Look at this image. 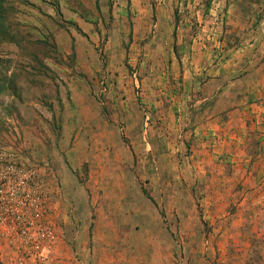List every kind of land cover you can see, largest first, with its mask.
Segmentation results:
<instances>
[{"label":"rangeland","instance_id":"1","mask_svg":"<svg viewBox=\"0 0 264 264\" xmlns=\"http://www.w3.org/2000/svg\"><path fill=\"white\" fill-rule=\"evenodd\" d=\"M0 1V186L44 206L0 264H264V117L237 162L203 128L264 74V0Z\"/></svg>","mask_w":264,"mask_h":264},{"label":"crops","instance_id":"2","mask_svg":"<svg viewBox=\"0 0 264 264\" xmlns=\"http://www.w3.org/2000/svg\"><path fill=\"white\" fill-rule=\"evenodd\" d=\"M256 71H261V69L256 70ZM249 80L251 81V84H249L250 83ZM210 83L213 84L212 88H213V90H215L214 86L217 83V80H216V78H213L207 84H205L204 91L207 90V88L210 86ZM244 83H247L249 85V87H247V89H244V91H245L244 92V98H242L241 102L238 101V94H239L238 91L239 90L232 88L234 86V84L230 85V87L228 89L224 88L222 91L218 92L217 97H216V101L212 105V111L210 113L211 115L208 118V119H210V121H208V125L210 127H208V126L203 127L205 131H207L209 128L216 131V130H219L222 128L223 124H222L221 120L224 121V124L228 127V136L227 137L230 140L229 143L227 144V146L229 148L235 147V150L233 153V161L234 162H237V156L240 154V153H237L238 151L236 150V147H238V144H242V141H239L241 139V136L237 132H241L239 130H242L244 128L243 123H241V122H244V118L247 121L246 124L248 123V121L250 122L249 126H247V127L249 130L253 131V133L250 134L252 140L255 141L257 144L261 143L259 141V139H255V138L257 137L256 130H258V131L262 130L259 127V124H260L261 119H263L262 117H264L263 116L264 115V109H262L261 106L260 107L258 106V103H256V97H257V91L264 90V74H263V76H262V74H259V73L248 74L244 78ZM216 90L219 91L220 87L217 86ZM212 93H214V92H212ZM214 94L216 95V93H214ZM204 102H205V99H203L201 101V103H203V104H204ZM249 113H253L255 115L254 116L251 115L250 117H247V114H249ZM253 119H256V121L255 120L253 121ZM238 122L241 123L239 128L236 126V124ZM200 128H202V127H200ZM262 131L264 132V130H262ZM261 136L262 135H260V137ZM249 141H250V139H249ZM219 143H221V142H219ZM224 143L225 142H223L222 144H224ZM263 145H264V143H262V146ZM218 147H219V149L217 151L219 152L220 146H218ZM261 155H264V154L260 153L259 156H261ZM213 160L214 159H212V164H213ZM210 161H211V159H210Z\"/></svg>","mask_w":264,"mask_h":264},{"label":"built area","instance_id":"3","mask_svg":"<svg viewBox=\"0 0 264 264\" xmlns=\"http://www.w3.org/2000/svg\"><path fill=\"white\" fill-rule=\"evenodd\" d=\"M10 169H15L10 167ZM27 174V173H26ZM24 174V178L21 175H17V179L13 180L12 177L2 176V180H7L5 184L0 186V224H4L5 221L2 219V215L9 214L10 218L21 220L19 225H24L26 217L30 213L31 209L36 208V217L39 219L42 215L43 205L42 203L32 204L28 202L30 188L34 187L31 185L32 180L28 179V176ZM1 175V174H0ZM42 182V181H41ZM39 183V179L36 184ZM36 188V187H35ZM40 206V211L37 209ZM19 211V212H18ZM11 213V214H10ZM7 217V218H8ZM11 219V221H12ZM26 226V225H25ZM40 237H46L44 231L41 230ZM41 242H38L37 247L40 246Z\"/></svg>","mask_w":264,"mask_h":264},{"label":"trees","instance_id":"4","mask_svg":"<svg viewBox=\"0 0 264 264\" xmlns=\"http://www.w3.org/2000/svg\"><path fill=\"white\" fill-rule=\"evenodd\" d=\"M3 2L0 1V18L2 17V14L4 13V9H2V4Z\"/></svg>","mask_w":264,"mask_h":264}]
</instances>
